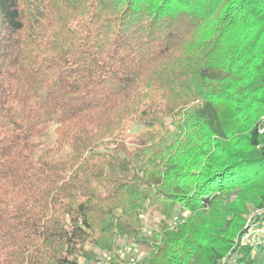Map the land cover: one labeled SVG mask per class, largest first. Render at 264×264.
I'll return each instance as SVG.
<instances>
[{
    "label": "trees",
    "instance_id": "obj_1",
    "mask_svg": "<svg viewBox=\"0 0 264 264\" xmlns=\"http://www.w3.org/2000/svg\"><path fill=\"white\" fill-rule=\"evenodd\" d=\"M256 210L264 0H0V264H257Z\"/></svg>",
    "mask_w": 264,
    "mask_h": 264
},
{
    "label": "rangeland",
    "instance_id": "obj_2",
    "mask_svg": "<svg viewBox=\"0 0 264 264\" xmlns=\"http://www.w3.org/2000/svg\"><path fill=\"white\" fill-rule=\"evenodd\" d=\"M140 129L141 127L135 126L133 127V129L130 130V133L134 135L138 133ZM52 137L53 136L50 131V133L43 139V141L51 144ZM128 143L135 146L137 144V141L135 138L131 137ZM263 242H264V237H263ZM120 245H121V250L119 253L121 257L124 258L125 260H128L130 264H139L138 261L141 259L145 250L143 248L135 247L134 245H131L125 241H121ZM256 257H257V264H264V251L263 252L256 251ZM102 264H108V263L103 262Z\"/></svg>",
    "mask_w": 264,
    "mask_h": 264
},
{
    "label": "built area",
    "instance_id": "obj_3",
    "mask_svg": "<svg viewBox=\"0 0 264 264\" xmlns=\"http://www.w3.org/2000/svg\"><path fill=\"white\" fill-rule=\"evenodd\" d=\"M261 213L260 210H256L249 215L246 224V231L240 239L243 245L256 247L263 243L264 225H260L254 220Z\"/></svg>",
    "mask_w": 264,
    "mask_h": 264
}]
</instances>
